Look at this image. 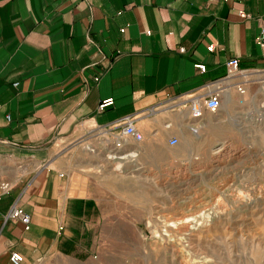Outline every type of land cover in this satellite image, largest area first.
Returning <instances> with one entry per match:
<instances>
[{"label":"crops","instance_id":"crops-1","mask_svg":"<svg viewBox=\"0 0 264 264\" xmlns=\"http://www.w3.org/2000/svg\"><path fill=\"white\" fill-rule=\"evenodd\" d=\"M262 27L264 0H0V181L12 185L0 198V264L12 250L35 264L57 248L71 203L95 205L86 186L59 199L68 177L40 167L55 143L80 146L85 164L86 143L132 116L148 142L167 144L182 127L169 98L222 74L228 57L264 67ZM15 201L29 230L4 220Z\"/></svg>","mask_w":264,"mask_h":264},{"label":"rangeland","instance_id":"rangeland-1","mask_svg":"<svg viewBox=\"0 0 264 264\" xmlns=\"http://www.w3.org/2000/svg\"><path fill=\"white\" fill-rule=\"evenodd\" d=\"M195 131L178 128L174 147L145 136L114 162L85 148L84 164L80 146L55 143L49 169L70 187L59 199L86 186L95 205L71 203L57 248L35 264H264V158L245 159V139L224 121L207 116Z\"/></svg>","mask_w":264,"mask_h":264},{"label":"built area","instance_id":"built-area-1","mask_svg":"<svg viewBox=\"0 0 264 264\" xmlns=\"http://www.w3.org/2000/svg\"><path fill=\"white\" fill-rule=\"evenodd\" d=\"M258 43L264 44V27L260 30ZM207 49L212 50L213 44L207 46ZM195 66L201 72L206 71L204 63H195ZM13 84L16 85L17 82ZM169 100L174 112L181 119L182 126L187 130L195 133L196 124H200L207 116L213 119L214 124L224 121L245 139V159L264 158V67L242 66L238 57H228L224 62L222 74L203 80L192 93L178 94ZM112 105L113 98L107 97L99 102L97 108L103 111ZM116 124V132L104 129L105 133L97 138L96 143L86 146L90 152L96 151L97 155L102 154L111 162L124 157H134L136 147L145 139L135 125V117H121ZM228 142L230 141L224 143ZM178 143L177 135L167 139L170 147ZM40 167H47V162ZM57 174L60 178L68 177L66 171H58ZM11 187L10 182L0 181V198ZM4 220L20 222L25 230H29L31 216L15 201ZM9 261L11 264H22L23 256L20 252L12 250Z\"/></svg>","mask_w":264,"mask_h":264},{"label":"bare ground","instance_id":"bare-ground-1","mask_svg":"<svg viewBox=\"0 0 264 264\" xmlns=\"http://www.w3.org/2000/svg\"><path fill=\"white\" fill-rule=\"evenodd\" d=\"M192 125V124H191ZM194 125V124H193ZM192 127V126H191ZM195 127V126H194ZM194 129V128H193Z\"/></svg>","mask_w":264,"mask_h":264}]
</instances>
